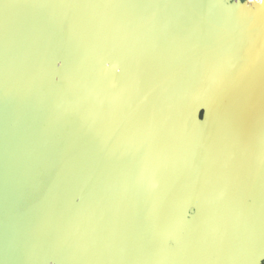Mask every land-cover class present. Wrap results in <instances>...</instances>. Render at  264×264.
<instances>
[{"label": "water", "instance_id": "95a60500", "mask_svg": "<svg viewBox=\"0 0 264 264\" xmlns=\"http://www.w3.org/2000/svg\"><path fill=\"white\" fill-rule=\"evenodd\" d=\"M218 57L251 103L206 96L197 70ZM196 102L219 113L211 129ZM253 113L264 0H0V264H262ZM189 201L201 236L147 251Z\"/></svg>", "mask_w": 264, "mask_h": 264}, {"label": "rangeland", "instance_id": "374dc122", "mask_svg": "<svg viewBox=\"0 0 264 264\" xmlns=\"http://www.w3.org/2000/svg\"><path fill=\"white\" fill-rule=\"evenodd\" d=\"M196 103L193 117L195 125L204 130L211 129L219 114L215 106L212 103L206 105ZM252 116L264 120V117L258 113H253ZM177 211L179 213V223L176 235L171 237L156 233L147 234L143 239V246L147 251H151L158 246L174 248L181 239L199 237L202 234L201 232L205 231L202 220L203 210L198 202L189 201L178 205ZM262 264H264V261Z\"/></svg>", "mask_w": 264, "mask_h": 264}, {"label": "snow or ice", "instance_id": "6c2138e0", "mask_svg": "<svg viewBox=\"0 0 264 264\" xmlns=\"http://www.w3.org/2000/svg\"><path fill=\"white\" fill-rule=\"evenodd\" d=\"M234 65L224 57L205 61L197 70V77L206 96L219 108L227 110L242 104L251 103V97L244 95L233 79ZM151 187L158 185L152 176H145Z\"/></svg>", "mask_w": 264, "mask_h": 264}, {"label": "bare ground", "instance_id": "6f19581e", "mask_svg": "<svg viewBox=\"0 0 264 264\" xmlns=\"http://www.w3.org/2000/svg\"><path fill=\"white\" fill-rule=\"evenodd\" d=\"M253 2L256 3V4H258V3H262L263 0H247V1H246V3L249 4V5H250L251 3H253Z\"/></svg>", "mask_w": 264, "mask_h": 264}, {"label": "built area", "instance_id": "2783aa9c", "mask_svg": "<svg viewBox=\"0 0 264 264\" xmlns=\"http://www.w3.org/2000/svg\"><path fill=\"white\" fill-rule=\"evenodd\" d=\"M244 1H247V0H244Z\"/></svg>", "mask_w": 264, "mask_h": 264}]
</instances>
